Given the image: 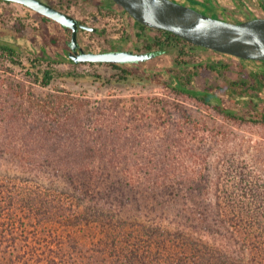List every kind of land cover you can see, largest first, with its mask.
Here are the masks:
<instances>
[{
  "label": "trees",
  "instance_id": "trees-1",
  "mask_svg": "<svg viewBox=\"0 0 264 264\" xmlns=\"http://www.w3.org/2000/svg\"><path fill=\"white\" fill-rule=\"evenodd\" d=\"M193 1L211 8L205 6L207 1ZM205 13L221 18L218 12ZM139 23L160 31L146 50L160 55L176 48L178 56L174 68L151 69L147 75L124 68L143 62L108 63L121 70L122 78L164 84L228 120L264 124V107H259L264 96L248 92L257 80L264 89V76L251 73L247 80L231 81L226 97L214 86L196 88L193 73L205 66L194 64L190 73V62L181 57L186 48L206 47ZM60 38L51 34L50 42L59 43ZM0 58L4 85H15L14 96L8 92L0 96V160L14 167L1 163L0 193L7 188L11 202L21 200L26 209L58 210L50 228L53 239L62 241L57 246L67 244L69 249L64 250L70 259L80 260L85 251L93 264H264V178L255 173L254 164L246 172L243 162L216 148L219 132L211 135L216 141L212 146H205L207 138L199 136L197 144L153 149L158 161H132L135 152L146 155L149 149L132 144L131 132L119 116L95 114L100 108L94 111L89 98L70 96L66 89H57L49 101L32 96V88L27 90V83L48 87L57 79H78L81 73L63 70L59 64L79 62L2 36ZM230 66L221 60L207 64L219 71ZM16 67L25 71L22 78L15 75ZM185 71L190 74L185 76ZM15 178L17 183L10 187L2 183ZM57 257L50 258L53 264L64 261Z\"/></svg>",
  "mask_w": 264,
  "mask_h": 264
},
{
  "label": "rangeland",
  "instance_id": "rangeland-1",
  "mask_svg": "<svg viewBox=\"0 0 264 264\" xmlns=\"http://www.w3.org/2000/svg\"><path fill=\"white\" fill-rule=\"evenodd\" d=\"M51 5L69 12L84 23L97 27L96 31L80 30L79 42L86 51H106L112 49L146 50V46L154 42V37L160 35L157 29L144 28L132 15L123 10L111 0H43ZM183 3L199 5L193 0H178ZM193 1V2H192ZM210 7H203L205 12H218L220 17L236 22L257 16H264V0H200ZM213 6L216 7L213 8ZM51 34L60 36L59 43L50 42ZM0 36L8 40L17 39L30 49L40 51L46 48L54 56L68 55L70 49L71 31L57 21L34 9L18 2L0 0ZM178 50L162 53L156 57L135 65L133 71L147 75L151 69L174 68ZM190 62V73L194 72V64H202L193 73L192 85L203 89L214 86L220 96H229L228 88L231 81L247 80L254 73L264 76V64L257 62L242 63L239 57L216 52L209 48H186L181 57ZM230 63L229 69L213 70L207 67L215 61ZM2 59L0 58V67ZM63 70H75L82 75L78 79L66 78L53 81L48 87L30 86L34 95L49 101L57 96V89H66L70 96L89 98L94 111L113 114L125 121L128 136L132 144L141 143L149 150L144 153L135 152L131 160L158 161L153 149L164 148L166 145L177 144L186 146L197 144V137L207 138L205 146H212L216 135L218 148H224L228 154L239 163L245 164L246 172L256 166V174L264 178V124L252 121H234L220 115L214 108L198 101L184 93H177L171 87L149 80L139 82L138 77L126 80L121 77V70L108 63H61ZM3 68V67H2ZM17 78H22L25 71L19 67L13 68ZM183 73V72H182ZM185 76L190 74L184 72ZM3 74V73H2ZM98 75H102L99 78ZM3 77L5 75H2ZM246 77V78H245ZM7 88L0 77V96H14L11 91L13 83ZM257 80L253 89L248 90L252 96H264V89ZM256 88V89H255ZM255 89V90H254ZM31 96V94H26ZM260 108L264 107L261 101ZM244 108V107H243ZM247 108V107H245ZM246 111L245 109H243ZM134 136H133V135ZM196 142V143H195ZM180 143V144H179ZM162 158V155L160 156ZM9 168H14L6 160H0ZM121 175L122 168L116 169ZM12 181L2 182L10 187ZM25 185V183H23ZM27 184V183H26ZM21 185V184H20ZM0 193V264H51L50 258L59 256L61 264H93L94 260L83 251L82 258L74 256L70 259L65 250L67 244H58L59 239H53L51 224L57 218L58 210L38 206L31 209L22 207L8 198L5 187ZM4 201H3V200ZM62 220V219H57ZM61 226V224H58ZM74 246V245H73ZM64 248H66L64 250ZM76 248V247H75ZM78 248H81L78 245ZM73 262V263H72ZM53 264V263H52Z\"/></svg>",
  "mask_w": 264,
  "mask_h": 264
},
{
  "label": "water",
  "instance_id": "water-1",
  "mask_svg": "<svg viewBox=\"0 0 264 264\" xmlns=\"http://www.w3.org/2000/svg\"><path fill=\"white\" fill-rule=\"evenodd\" d=\"M29 6L71 29L70 56L81 63H133L154 58L155 51L114 49L86 51L79 42L80 28L97 27L80 22L67 11L43 0H6ZM139 22L171 31L188 42L243 59L264 61V16L243 21L214 17L178 0H114Z\"/></svg>",
  "mask_w": 264,
  "mask_h": 264
},
{
  "label": "flooded vegetation",
  "instance_id": "flooded-vegetation-1",
  "mask_svg": "<svg viewBox=\"0 0 264 264\" xmlns=\"http://www.w3.org/2000/svg\"><path fill=\"white\" fill-rule=\"evenodd\" d=\"M10 2V1H9ZM80 22H82L81 20H79ZM84 23V22H83ZM65 27V26H64ZM66 28V27H65ZM67 29H69V28H67ZM70 31H71V29H69ZM80 30H88V29H84V28H80ZM79 30V31H80ZM71 33H72V31H71ZM112 50H114V49H112ZM143 51H150V50H143ZM70 52H71V48L68 50V55L70 56ZM156 52V51H155ZM157 56V55H156ZM155 56V57H156ZM71 57V56H70Z\"/></svg>",
  "mask_w": 264,
  "mask_h": 264
}]
</instances>
